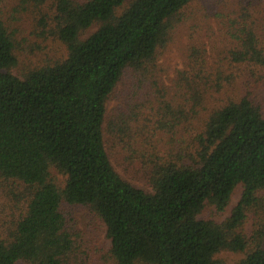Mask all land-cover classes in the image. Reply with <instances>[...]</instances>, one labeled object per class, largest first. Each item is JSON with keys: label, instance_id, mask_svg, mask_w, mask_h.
<instances>
[{"label": "trees", "instance_id": "16d2710c", "mask_svg": "<svg viewBox=\"0 0 264 264\" xmlns=\"http://www.w3.org/2000/svg\"><path fill=\"white\" fill-rule=\"evenodd\" d=\"M38 22L67 56L16 75L0 14V264H87L81 210L104 225V264H264V234L243 228L264 214V0H52ZM117 146L148 189L115 168ZM238 185L223 221L203 216Z\"/></svg>", "mask_w": 264, "mask_h": 264}, {"label": "rangeland", "instance_id": "374dc122", "mask_svg": "<svg viewBox=\"0 0 264 264\" xmlns=\"http://www.w3.org/2000/svg\"><path fill=\"white\" fill-rule=\"evenodd\" d=\"M17 0H2L0 2V14L4 17L6 24L13 30L15 38V53L17 56V65L10 71L16 75H23L27 71L35 67L52 65L63 61L67 56V48L65 44L58 38L53 27H43L38 18L41 14L52 11V0H47L42 6L19 8L16 5ZM211 24L214 28L218 27L217 21L212 20ZM181 26H184L182 24ZM93 27L91 30H94ZM173 42L169 44L168 51L161 55L160 61L165 62L171 67L170 74L174 68L180 67L182 64V53L186 44V33L183 28L176 30ZM260 90L264 94V86L260 85ZM264 95H262L263 97ZM261 97V98H262ZM117 101L112 99L108 103V110L116 106ZM264 105V104H263ZM133 157H138L134 155ZM140 159V157H138ZM111 159L115 168L126 179L132 181L135 185L148 189V184L134 170L133 158L128 157V152L120 146H117ZM241 194V186L238 185L229 201L227 208L223 212L217 213L212 207L207 206L203 212V216L213 217L218 222L223 221L231 212L233 206L237 203ZM255 220L253 214L249 213V217L244 224V231L248 235L250 245L258 241L260 234H264V214L257 216ZM77 230L80 233L82 243L90 249L86 251L87 264H104L102 256L109 248V241L105 235V228L102 222L92 219L85 210H81L78 214ZM259 232V233H256ZM264 242V238H262ZM83 246L85 249H87ZM229 264H242L245 257L244 252L222 251L218 254Z\"/></svg>", "mask_w": 264, "mask_h": 264}]
</instances>
